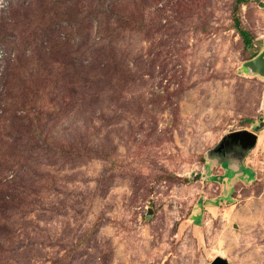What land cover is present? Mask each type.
Returning a JSON list of instances; mask_svg holds the SVG:
<instances>
[{
    "label": "rangeland",
    "instance_id": "rangeland-1",
    "mask_svg": "<svg viewBox=\"0 0 264 264\" xmlns=\"http://www.w3.org/2000/svg\"><path fill=\"white\" fill-rule=\"evenodd\" d=\"M236 2L0 0V264H264V0L251 50Z\"/></svg>",
    "mask_w": 264,
    "mask_h": 264
},
{
    "label": "water",
    "instance_id": "water-1",
    "mask_svg": "<svg viewBox=\"0 0 264 264\" xmlns=\"http://www.w3.org/2000/svg\"><path fill=\"white\" fill-rule=\"evenodd\" d=\"M246 68L254 75L264 78V51L258 55L255 59L246 63ZM258 143V135L249 131H237L229 135V140L223 142L216 148V152L223 153L225 146L229 151H232L235 147L241 149L244 153L252 150ZM211 264H230L227 260L218 257Z\"/></svg>",
    "mask_w": 264,
    "mask_h": 264
},
{
    "label": "trees",
    "instance_id": "trees-1",
    "mask_svg": "<svg viewBox=\"0 0 264 264\" xmlns=\"http://www.w3.org/2000/svg\"><path fill=\"white\" fill-rule=\"evenodd\" d=\"M249 0H237L236 2V10H235V19H234V25L235 28L238 30V33L240 34L241 39L243 40L244 46L247 50H251L253 48V37L251 35V33H249L248 31L244 30L241 28V20L240 17L238 16V11H239V6L243 5L245 3H247ZM259 53L258 52H254L252 59H255L256 57H258ZM31 89L28 90V94L31 93ZM23 92H25V89L23 90ZM33 93V92H32ZM25 95V94H24ZM79 95V94H78ZM24 100L27 99V96L25 95V97H23ZM29 129L32 127L31 124L28 125ZM17 129H21V123L20 125H16ZM5 229H7V227H5ZM9 233H11L9 231Z\"/></svg>",
    "mask_w": 264,
    "mask_h": 264
},
{
    "label": "flooded vegetation",
    "instance_id": "flooded-vegetation-1",
    "mask_svg": "<svg viewBox=\"0 0 264 264\" xmlns=\"http://www.w3.org/2000/svg\"><path fill=\"white\" fill-rule=\"evenodd\" d=\"M214 152V151H213ZM231 152H234V153H237L239 156H243L242 157V159L244 158V154L242 153V150L241 149H238V148H234L232 151H229V150H227V151H223V154L225 153L226 155H228V156H231L232 154H231Z\"/></svg>",
    "mask_w": 264,
    "mask_h": 264
},
{
    "label": "built area",
    "instance_id": "built-area-1",
    "mask_svg": "<svg viewBox=\"0 0 264 264\" xmlns=\"http://www.w3.org/2000/svg\"><path fill=\"white\" fill-rule=\"evenodd\" d=\"M2 59H3V53L0 52V65H1ZM0 77H1V66H0ZM0 91H1V82H0Z\"/></svg>",
    "mask_w": 264,
    "mask_h": 264
},
{
    "label": "crops",
    "instance_id": "crops-1",
    "mask_svg": "<svg viewBox=\"0 0 264 264\" xmlns=\"http://www.w3.org/2000/svg\"><path fill=\"white\" fill-rule=\"evenodd\" d=\"M237 155V154H236ZM244 158L242 159V162H243ZM215 165V164H214Z\"/></svg>",
    "mask_w": 264,
    "mask_h": 264
}]
</instances>
